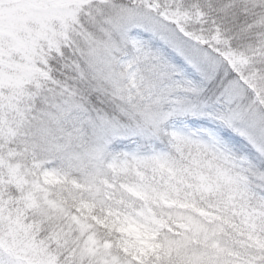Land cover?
<instances>
[{
    "label": "snow or ice",
    "instance_id": "6c2138e0",
    "mask_svg": "<svg viewBox=\"0 0 264 264\" xmlns=\"http://www.w3.org/2000/svg\"><path fill=\"white\" fill-rule=\"evenodd\" d=\"M0 264H264V0H0Z\"/></svg>",
    "mask_w": 264,
    "mask_h": 264
}]
</instances>
